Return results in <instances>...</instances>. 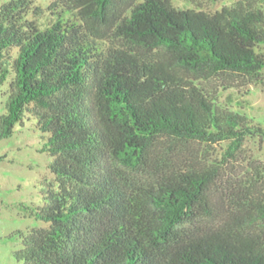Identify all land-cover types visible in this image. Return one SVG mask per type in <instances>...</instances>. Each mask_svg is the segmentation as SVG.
Wrapping results in <instances>:
<instances>
[{
  "label": "trees",
  "instance_id": "1",
  "mask_svg": "<svg viewBox=\"0 0 264 264\" xmlns=\"http://www.w3.org/2000/svg\"><path fill=\"white\" fill-rule=\"evenodd\" d=\"M263 73L255 0H0V141L34 120L56 182L15 260L264 264V167L245 154L264 129L202 85ZM189 144L225 147L196 163Z\"/></svg>",
  "mask_w": 264,
  "mask_h": 264
},
{
  "label": "rangeland",
  "instance_id": "2",
  "mask_svg": "<svg viewBox=\"0 0 264 264\" xmlns=\"http://www.w3.org/2000/svg\"><path fill=\"white\" fill-rule=\"evenodd\" d=\"M55 0H35L45 8ZM180 9H201L214 12L223 6H231L239 0H169ZM264 11V0H255ZM225 76L212 77L203 86L216 97L218 103L234 113L246 116L264 129V73L260 84L229 81ZM8 82L0 88V116L5 113ZM247 102V104H245ZM34 120H24L16 126L11 137L0 141V264H21L14 252L21 248L17 233H26L34 228L48 225L30 215L31 211L44 204L43 197L56 188L54 175L49 165L52 157L41 152L43 134L34 128ZM177 146L183 161L215 160L222 153L220 148H205L202 145ZM246 157L264 167V141L251 139L246 143ZM247 162V160H246ZM244 162V163H246Z\"/></svg>",
  "mask_w": 264,
  "mask_h": 264
}]
</instances>
